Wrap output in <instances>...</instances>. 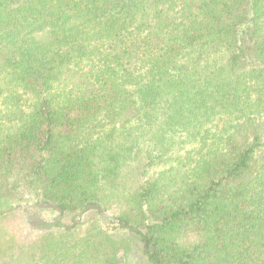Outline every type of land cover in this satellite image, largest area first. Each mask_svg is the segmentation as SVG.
Masks as SVG:
<instances>
[{"label": "trees", "instance_id": "obj_1", "mask_svg": "<svg viewBox=\"0 0 264 264\" xmlns=\"http://www.w3.org/2000/svg\"><path fill=\"white\" fill-rule=\"evenodd\" d=\"M17 210L73 226L20 264H264V0H0V217Z\"/></svg>", "mask_w": 264, "mask_h": 264}, {"label": "rangeland", "instance_id": "obj_2", "mask_svg": "<svg viewBox=\"0 0 264 264\" xmlns=\"http://www.w3.org/2000/svg\"><path fill=\"white\" fill-rule=\"evenodd\" d=\"M31 204L35 205L33 203ZM105 213L106 215L100 216L103 223H100V225L104 226V228L115 235L130 236L125 230L116 229L113 224L108 223L110 220L115 221L118 214L117 208L114 207L108 212L105 211ZM79 216H81V214ZM54 220L64 228L70 227L73 229L72 225L67 223L62 224L61 215L56 211L39 212L33 210L25 213L18 211L14 215L0 217V264H20L21 261L15 258L13 254L18 255L20 250H23V247H25V254H27L31 248V244L40 239L41 234L44 233L49 226V222L52 223ZM94 221V217L90 215L87 216L83 227L79 229L82 230V228L88 227V225L94 223ZM75 223L78 222L75 221ZM132 253L135 258V264L143 262L138 250L135 249Z\"/></svg>", "mask_w": 264, "mask_h": 264}, {"label": "water", "instance_id": "obj_3", "mask_svg": "<svg viewBox=\"0 0 264 264\" xmlns=\"http://www.w3.org/2000/svg\"><path fill=\"white\" fill-rule=\"evenodd\" d=\"M27 206H32V207H33V206H35V205H32V204H29V205H22V208H25V207H27ZM36 206H38V207H40V208H43V209H45V208H48V209H58L59 211H61V210H60L59 208H57L55 205L50 204V203H47V204H45V203H43V204H38V205H36ZM87 209H88V210H91V209H97V210L100 211V213H101L102 216L106 215L105 211H104L102 208H100L99 206L95 205V204L88 206ZM83 212H84V211H82L80 214H82Z\"/></svg>", "mask_w": 264, "mask_h": 264}]
</instances>
